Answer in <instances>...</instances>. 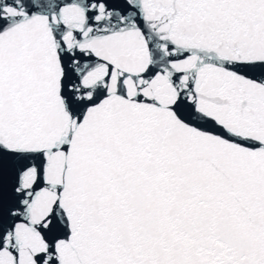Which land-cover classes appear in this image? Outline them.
<instances>
[{
	"label": "snow or ice",
	"instance_id": "1",
	"mask_svg": "<svg viewBox=\"0 0 264 264\" xmlns=\"http://www.w3.org/2000/svg\"><path fill=\"white\" fill-rule=\"evenodd\" d=\"M0 264H264V0H0Z\"/></svg>",
	"mask_w": 264,
	"mask_h": 264
}]
</instances>
